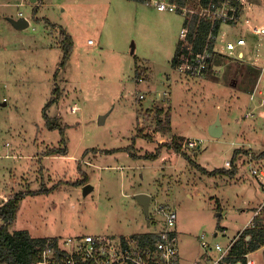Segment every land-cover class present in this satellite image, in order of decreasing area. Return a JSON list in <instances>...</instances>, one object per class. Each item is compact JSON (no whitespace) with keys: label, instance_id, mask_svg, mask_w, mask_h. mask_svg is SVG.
<instances>
[{"label":"rangeland","instance_id":"rangeland-1","mask_svg":"<svg viewBox=\"0 0 264 264\" xmlns=\"http://www.w3.org/2000/svg\"><path fill=\"white\" fill-rule=\"evenodd\" d=\"M259 4L252 17L263 25L264 0ZM34 6L37 16L58 26L33 18ZM20 12L30 23L24 29L10 22ZM184 21L176 13L137 0H0V202L20 189L58 185L26 197L10 230L28 228L38 236L60 235L58 239L88 233L134 237L136 232L163 229L164 217L157 210L163 205L178 214L174 228L180 264H209L202 241L225 244L248 228L255 207L264 199V188L251 174L252 167L264 169V105L258 103L259 98L264 103V94L252 98L250 93L260 82L261 68L237 62L230 68L224 56L216 54L214 65L224 63L219 73L207 77L179 73L172 61ZM61 26L75 41L65 67ZM239 35L237 27L226 24L220 46ZM246 36L264 56V37ZM88 39L95 43L90 45ZM58 85L61 100L49 114L67 124L68 153L43 158L50 143L60 145L63 137L59 128L49 129L43 117ZM258 90L264 93L263 82ZM169 115L170 130L177 135L168 133ZM218 118L224 129L220 137L209 131ZM250 118L255 123L247 128ZM250 132L258 135L252 147L239 142ZM175 136L183 150L208 170L228 169L226 162L230 160L231 167L238 150V172L207 175L168 146L152 160L130 157L123 150L102 152L128 146L131 152L144 154ZM189 138H201L203 143L188 147ZM86 175L93 186L88 193L87 183H65ZM136 190L153 195L148 214ZM251 256L256 264H264V246Z\"/></svg>","mask_w":264,"mask_h":264},{"label":"built area","instance_id":"built-area-1","mask_svg":"<svg viewBox=\"0 0 264 264\" xmlns=\"http://www.w3.org/2000/svg\"><path fill=\"white\" fill-rule=\"evenodd\" d=\"M145 1V3L150 4L159 11L173 12L185 19L179 34L180 41L174 68L179 73H184L187 76H206L207 68L214 62L215 55L219 52L217 45L220 43L219 35L223 25H245L253 35L264 37V24L255 23L248 13L253 0ZM19 15L23 16V13L20 12ZM205 19L211 23L207 40L202 48H197V29ZM195 20H197L195 29L192 31ZM217 24H219L218 27ZM216 28H218L217 31ZM88 40L89 44L95 42L93 39ZM213 41L215 43L211 47ZM247 44L246 36H239L237 40L228 39L225 41L224 52L239 60H244L247 55L243 48ZM259 68H261L260 74L262 76L257 87L252 91V98L264 94L262 90H258L260 83H264V63ZM140 96L144 97L142 94ZM259 100L264 105L263 100L260 98ZM77 108L78 105L76 104L72 108V112H75ZM247 115H254V112L248 111ZM202 143L201 138H189L187 146L195 147L200 146ZM229 165L230 160L226 162L225 166L229 168ZM251 169L259 182L264 185V169L256 167ZM260 207L255 215L262 214L264 205ZM157 210L163 215L165 225L162 230L156 231L158 239L153 246L144 245L133 236L115 238L112 235L103 233L97 235L93 233L78 234V236L59 238L56 245L53 244V240H48L42 249L43 261L41 264H180L179 240L174 228L178 215L177 211L163 205L159 206ZM253 220L254 218L249 221L247 227H249L251 221V224L254 225ZM237 238L233 237L225 244L216 242L211 245L208 241H202L201 245L206 249L204 254H210V258H207L209 264H256L255 259L251 256L253 251L242 255L232 254L231 250Z\"/></svg>","mask_w":264,"mask_h":264},{"label":"trees","instance_id":"trees-1","mask_svg":"<svg viewBox=\"0 0 264 264\" xmlns=\"http://www.w3.org/2000/svg\"><path fill=\"white\" fill-rule=\"evenodd\" d=\"M41 1V0H40ZM137 1H143L145 0H137ZM38 12V6H34L33 10V18L37 20H41L42 18L37 17L36 13ZM46 22H49L53 26H58L56 23L50 22L48 19L43 18ZM197 20L194 21V25L192 27V31L195 29V23ZM210 21L205 19L201 26L197 29V39H196V47L202 48L207 40V34L210 27ZM219 24H217L218 27ZM218 28L215 30L217 31ZM60 45L63 50V62L61 63L62 67H65L66 63L69 61L70 57L73 54V50L75 47V41H73V38L70 34L66 31L64 27H60ZM215 41H213L212 46H214ZM177 53H178V47L176 50V53L173 58V65L176 64L177 60ZM212 67V63L207 68V73L210 71ZM62 96V89L58 85L55 90L54 94L44 106L43 108V117H45L46 126L51 129L55 130L56 128H59L61 134H62V140L60 145L57 147H51L47 149L43 154L44 155H56L57 153L66 155L68 153V145H67V138L65 136V127L66 125H63L61 122L60 116H51L49 114V109L55 105L56 103H59ZM161 111V109H160ZM162 119L159 118L158 122L161 123ZM167 123V129L170 130L171 125V118L170 115L167 117L166 120ZM146 137L149 135H145ZM162 146H168L169 148H173L175 151L181 152L185 157L188 158V160L193 164V166L197 167L199 170H202L203 173L207 175H225L229 174L234 176L237 172V165L235 163L237 158V151L233 155L232 161L233 164L228 169L223 167H216L213 169H206L205 167L201 166L191 155H189L187 152L183 150L182 147V141L181 139L177 138L176 136L173 137L170 142L161 143L155 151L152 152H146L144 154H138L135 152H131L130 147H120V148H114V149H103L102 152L107 153H113L114 151H126L130 153V155L135 158H142V159H156L159 156H161V147ZM94 151L97 150V148H93ZM98 151V150H97ZM264 154V153H263ZM88 175L84 179H76V180H70L65 181L67 184L72 185H80L85 184L89 181ZM58 188V185H54L52 187H45L44 185L40 186L39 189H32V188H25L20 189L19 191H14L8 194V196L3 199L0 202V264H41L43 261V248L48 240H53V244H57L58 238L57 237H36L31 232H29L26 228H21L18 230H10V226L16 221L18 216V210L20 208V205L22 201L30 196V195H38L39 193H48L51 190H55ZM264 216L262 214L256 215L254 217V225L249 226L246 228L237 238L235 243L233 244L232 248V254L235 255H242L249 251L258 250L259 248L264 246V224H263ZM248 235H250L249 238ZM134 237L138 239V241L144 245H154L156 240L158 239V233L157 232H136L134 234ZM60 256V253H59Z\"/></svg>","mask_w":264,"mask_h":264},{"label":"crops","instance_id":"crops-1","mask_svg":"<svg viewBox=\"0 0 264 264\" xmlns=\"http://www.w3.org/2000/svg\"><path fill=\"white\" fill-rule=\"evenodd\" d=\"M36 0H34V1H32V0H29V2H32V3H34ZM259 2H260V0H258L257 2H256V0H253V4H252V7H251V9L248 11V13H249V16L250 17H252V13H254V11L258 8V6L260 5L259 4ZM20 16V15H19ZM37 16V15H36ZM37 17H39V16H37ZM39 18H41V17H39ZM42 18H45V17H42ZM48 19V18H47ZM252 19H253V17H252ZM49 20V19H48ZM256 23V22H255ZM50 24V23H49ZM226 25V24H225ZM225 25H223V27L225 26ZM223 27H222V29H223ZM235 27H237L238 28V32L241 34V35H239V36H246L247 34H249V33H251L248 29H247V27L245 26V25H240V26H235ZM244 33V34H243ZM252 34V33H251ZM225 35H227V33H225ZM246 38H247V42H248V37L246 36ZM228 40V39H227ZM95 43V42H94ZM94 43H92V44H94ZM92 44H90V45H92ZM224 45L225 44H222V46H220V43H219V45H217L218 46V49H219V52L218 53H216L218 56H224V60L226 59V61L229 63V67L230 68H232L233 67V65L231 64V63H235V62H237L238 63V65L239 64H245V63H250L253 67L255 66V67H257V69L258 70H260V65L261 64H263L264 63V56L263 55H261L259 52H258V50L256 51L255 50V47H253L251 44H249V42H248V44L246 45V46H244V51H245V53H246V59H244V60H239V59H237L236 57H234V56H230V55H228L226 52H224L225 50H224ZM215 61V60H214ZM224 63H221V64H215L214 65V62L212 63V67H211V69H210V71L207 73V75L209 74V73H219L223 68V65ZM236 64V63H235ZM214 65V66H213ZM247 68H251L250 66H246ZM241 74H242V72H243V70L242 71H239ZM244 74V73H243ZM207 77V76H206ZM250 93H252V92H250ZM167 93H163V95H166ZM157 95V98H159V97H161V95L159 94V93H157L156 94ZM146 98V96L145 97H143V99H145ZM251 103H253L252 101H251ZM258 103L259 104H261V101L258 99ZM159 104V103H158ZM261 108L264 110V106H261ZM263 113H264V111H263ZM262 118H264V115L262 114V116H261ZM250 121H248V123H246L245 124V126L247 125V128H249V124H254L255 122L253 121V119H249ZM223 127V126H222ZM240 127H241V124H240ZM251 128V127H250ZM171 129V128H170ZM252 129V128H251ZM223 130L224 129H222V132H223ZM168 133H170V135H177L176 133H174L173 131H171V130H169V132ZM223 134V133H222ZM239 137H240V135H239ZM256 137H258V135L257 134H255L254 132H250V133H248L247 134V136H246V138L244 137H240V140H239V142L241 141H243L244 143H246V144H250L251 145V147H252V144H251V142H257L256 140H257V138ZM137 141H138V138H136V141H135V145H137ZM51 144V146L52 147H54L55 145H54V143L53 142H51L50 143ZM50 146V147H51ZM58 146V145H57ZM57 146H55V147H57ZM250 147V146H249ZM247 148V147H246ZM152 151H155V150H152ZM128 153V152H127ZM8 155V154H7ZM128 155L131 157V155L128 153ZM58 156H67V155H63V154H59V153H57L56 155H43V158L45 157V158H53V159H56ZM42 159V158H41ZM138 159V158H137ZM140 159V158H139ZM142 159V158H141ZM143 160V159H142ZM250 164H252V162H249V165ZM92 166H94V164H92ZM250 167H251V165H250ZM223 168H224V166H223ZM210 169H212V168H210ZM89 174V173H88ZM251 174H252V171H251ZM253 175V174H252ZM90 176V175H89ZM256 183H257V185L258 186H261L260 188H264V185L262 186L260 183H259V181L258 180H256ZM140 192H145V193H148V192H146V191H138V190H136V194L137 193H140ZM42 194H45V193H39V195H42ZM148 194H150L151 195V200H152V197H153V195L149 192ZM264 205V199L262 200V202L258 205V206H256L255 207V209H254V212H253V214L251 215V217H253V216H255V213H256V211L258 210V209H260L261 207L260 206H263ZM150 206V205H149ZM251 217L249 218V220L251 219ZM249 222V221H248ZM26 229H28V228H26ZM222 230H225L223 227L221 228ZM220 229V230H221ZM29 230V232H31L34 236H36V237H40V236H43V237H59V236H56V235H40V236H38V235H36L35 234V232H32V230H30V229H28ZM178 233V232H177ZM218 234V231H215V235H217Z\"/></svg>","mask_w":264,"mask_h":264},{"label":"water","instance_id":"water-1","mask_svg":"<svg viewBox=\"0 0 264 264\" xmlns=\"http://www.w3.org/2000/svg\"><path fill=\"white\" fill-rule=\"evenodd\" d=\"M34 1V0H32ZM10 22L14 25V27L19 28V29H24L26 27H28L30 25L29 21L27 20L26 17L24 16H20L18 18H10ZM222 124H221V119L218 118L216 119L215 122H213L210 126H209V131L211 132L212 135L216 136V137H220L222 135ZM93 188V186L89 183L84 185V192L88 193L89 190H91ZM136 198L138 199V201L140 202V204L143 206L144 210L147 212V214L149 213V205L151 202V195L145 192H140L136 194ZM249 237V236H248Z\"/></svg>","mask_w":264,"mask_h":264}]
</instances>
